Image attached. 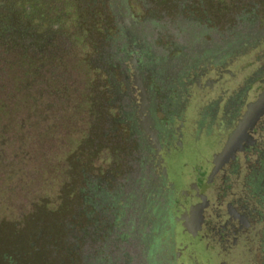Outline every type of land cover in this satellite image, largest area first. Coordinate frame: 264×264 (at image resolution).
Masks as SVG:
<instances>
[{"label": "flooded vegetation", "instance_id": "af4514ba", "mask_svg": "<svg viewBox=\"0 0 264 264\" xmlns=\"http://www.w3.org/2000/svg\"><path fill=\"white\" fill-rule=\"evenodd\" d=\"M104 2L115 44L102 92L131 142L134 183L131 202L116 204L113 217L104 213L110 227L101 238L118 252L92 264H264V106L254 104L264 92V4L235 15L220 0L210 21L202 5L180 2L185 10L159 22L140 16L143 4L133 13L129 0ZM184 135L215 137L217 148L199 180L177 190L166 159ZM175 229L184 241H175Z\"/></svg>", "mask_w": 264, "mask_h": 264}, {"label": "rangeland", "instance_id": "374dc122", "mask_svg": "<svg viewBox=\"0 0 264 264\" xmlns=\"http://www.w3.org/2000/svg\"><path fill=\"white\" fill-rule=\"evenodd\" d=\"M94 1L98 6V11L101 13L103 10H101V7H106L105 2L103 0ZM179 1L181 0H129V4L133 13L136 7L138 10L140 4H143L144 8L142 6V10L140 11L141 17H149L151 14L152 18L157 19L159 22H167L176 17L175 12L177 6L180 5L178 3ZM183 1L186 6L191 5L195 10H198L199 6L202 5V10H206L210 21L215 15L214 12L218 10H216L217 5L221 4L220 0L219 3H217L218 0H203V4H200L197 0ZM222 1V4L229 3L233 5L235 15L246 12L252 3L259 4L256 2H261L264 4V0ZM185 9L184 7L182 10ZM217 17L221 19L219 15ZM73 32L74 30H69L70 34H73ZM103 40L100 36H89L87 34L80 41H73L71 39L69 45L66 42L64 46H67L69 52L65 60H63L65 64L60 70L57 69L52 74L54 77L59 76L63 80L65 86L63 92L55 96V94L49 92V89L44 84H26V93L37 97L38 106L32 105L29 106V109L27 108L26 128L22 127L21 131L19 133L17 132V134L8 125L6 127V133L2 134L3 141L0 140V264H31L32 256L33 258L38 256L36 254L30 255L31 251L29 249L32 247L37 248L35 244L30 246L31 242L33 240L36 242V239L40 238L41 232H44L46 228V239L52 240L48 243L51 246L49 247L50 249L47 248L46 252L40 251L41 257H38V259H44L38 264H92L93 260H97L94 258H97L102 252L104 254L107 253V258L109 256H115V249L118 252L116 246L113 245L115 248L110 246L114 244L113 240L110 244L106 240V237L101 238L104 234L103 231L109 229L110 223L104 216L106 211L102 209L96 197H93V205L90 202L84 204H69L68 218L66 217L67 213L65 215L54 214L52 219H41V221L35 220L34 223L32 222V218L35 219L33 211L34 209L37 211L36 206L32 204V200L40 195L39 190H48L47 192L49 193L59 190V183L62 179L61 173L64 172L65 174L67 171L63 158L65 156L67 157L68 154L66 153L68 152L69 158L74 157L75 152L73 154L70 153L73 146L72 140L77 137L74 135L73 129H87V126L81 120L79 125L74 123V128L69 127V125L68 132L65 136V129L63 127L60 129L57 124L58 128H50L49 124L53 118L55 120L56 117L60 118L65 116L74 107L73 97L75 88L77 89L80 83H85L88 79L84 65L91 61L90 58L93 53L91 46L94 45V42H96V45H100ZM88 84L89 95L87 99L92 98L94 95L98 96V92L100 93L102 91V80L98 86L95 85L96 83L90 85L88 82ZM24 114V111L21 110L17 114L18 118L16 120L12 118V123L10 124L15 123L18 119L24 118ZM116 114V109L110 111L108 114L109 120L113 122ZM20 121L23 123L24 119ZM28 123L33 127L35 126L36 132L31 129ZM113 125H115V129L124 134L121 131V127H118L117 122ZM52 126L53 124H51ZM8 130L12 131V135ZM77 133L79 135V131ZM16 136L17 140L15 145L17 151L26 150L32 154V158L36 157L38 161L37 173H34V164L28 162V154L26 155L25 152L22 153L21 159L19 154L15 156H9L7 154V145ZM35 137L38 138L36 147L29 149ZM103 139L105 142L102 143L105 146L110 139L109 137ZM180 147V150L176 153H170L166 159L168 179L177 190L199 180L198 172L206 171L207 164L205 160L217 148V144L215 137H210L205 140L201 139L195 142L192 139H187L184 135ZM126 152L125 144L123 149H120L114 155L109 154V158H107L108 154L102 151L93 165L89 166L88 169L91 171L93 168H100L104 174L107 172V174L111 175L114 178L113 183H115L120 179L119 175L121 174V169L124 167L128 171L130 170L129 173L132 175L133 162L131 165L125 164L124 162ZM130 152L132 155V150ZM115 188L117 187H112L113 190ZM90 194L91 192H88V190L84 193L85 196H90ZM44 212L49 213L50 211ZM45 221L46 223L44 224ZM16 237L18 239L19 237H23L31 240L27 241L25 246L21 244L15 245L13 238ZM174 238L175 241H184L178 229L174 230ZM16 242L19 241L17 240ZM124 248L128 253L131 252L130 247L124 246ZM109 252H112V255ZM29 255L31 258H29Z\"/></svg>", "mask_w": 264, "mask_h": 264}, {"label": "trees", "instance_id": "16d2710c", "mask_svg": "<svg viewBox=\"0 0 264 264\" xmlns=\"http://www.w3.org/2000/svg\"><path fill=\"white\" fill-rule=\"evenodd\" d=\"M199 1L203 4V0H197ZM180 2L184 3L183 0L178 3ZM106 7L102 6L101 10L104 11L100 13L94 0H0V140L3 139L2 134L6 133L8 125L16 133H19L22 127L26 128L27 108L29 109L32 105L38 106L37 97L26 93V84H44L55 96L63 92L65 89L63 80L52 74L65 64L63 60L69 52L67 46H64L66 42L69 45L71 39L80 41L87 34L104 39L100 45L94 42L91 46L93 51L91 61L84 65L88 79L87 82L80 83L79 88H75L74 107L65 116L56 117L55 120L53 118L49 124L50 128L59 126L61 129L63 127L65 136L68 126L74 128V123L79 125L81 120L87 129H73L77 137L72 140L73 146L70 153L75 152V154L73 158H69L68 152L67 157L63 158L67 171L65 174L61 173L59 190L51 191V193L47 192L48 190H39L40 195L32 200V204L37 208V211L36 209L33 211L35 214V219L32 218L33 223L35 220L52 219L54 214L65 215L67 213L68 218L69 204L90 202L93 205V197L98 198L99 204L109 214V217H113L115 210H118L116 204L123 202L124 206L125 203L131 202L132 191L128 189L133 186L134 179L129 173L130 170L128 171L126 167L122 168L120 179L113 183L114 178L107 172L104 174L100 168H93L91 171L88 169L102 151L106 152L109 158V154L114 155L123 149L124 144L127 149L124 157L125 164L131 165L134 160L130 154L131 142L124 137L122 132L114 128L116 118L113 122L109 120L108 114L115 109L111 104L107 89L105 93L101 91L98 92V96L94 95L87 99L88 82L90 85L96 83L95 85L98 86L103 77L102 70L110 66L108 60L115 44V40L109 36L113 31V22ZM179 9L183 8L177 6L175 15ZM70 29L74 30L73 34L69 33ZM21 110L25 113L22 118L23 123L20 121L22 119H18L10 124L12 118L15 120L18 118L17 114ZM28 124L36 132L35 126ZM51 124H53L52 127ZM11 130H8L10 134ZM106 137L110 140L103 146L102 142H105L103 138ZM16 140L17 136L13 141H9L7 154L9 156L19 154L21 159L22 153L25 152L26 155L28 154V162L34 164V173H37L36 157L32 158V154L26 150L17 151ZM37 143L38 138L35 137L29 149L36 147ZM111 185L117 188L113 190ZM87 190L91 192L90 196L84 195ZM46 230L47 228L41 232L36 242L35 240L31 242L30 246L35 244L37 248L29 249L30 255H38L34 258L29 255L32 260V262L30 260L31 264L42 262L44 258L38 259L41 257L40 251L46 252L51 246L48 243L52 240L46 239ZM13 239L15 245L24 246L27 241L31 240L23 237ZM17 240L19 242H16Z\"/></svg>", "mask_w": 264, "mask_h": 264}, {"label": "water", "instance_id": "95a60500", "mask_svg": "<svg viewBox=\"0 0 264 264\" xmlns=\"http://www.w3.org/2000/svg\"><path fill=\"white\" fill-rule=\"evenodd\" d=\"M116 2H119V0H116ZM118 9L120 11V24L122 26V28L125 30L126 32V36L129 40V43L131 44L133 41H135L134 36L132 35V25L130 20L128 19L127 15H126V11L124 10V8L118 4ZM133 69V75H132V81L133 84L135 85L136 89L140 90V93L138 94L140 97V101H142L141 99L143 98V92L140 86V79L138 77V73ZM256 104H260L261 106H264V92L259 95L258 99L256 100V102L254 103ZM253 105V104H252Z\"/></svg>", "mask_w": 264, "mask_h": 264}]
</instances>
